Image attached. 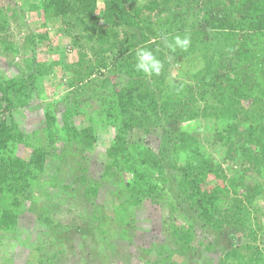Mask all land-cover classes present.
I'll use <instances>...</instances> for the list:
<instances>
[{"label": "trees", "instance_id": "obj_1", "mask_svg": "<svg viewBox=\"0 0 264 264\" xmlns=\"http://www.w3.org/2000/svg\"><path fill=\"white\" fill-rule=\"evenodd\" d=\"M136 1L41 0L43 16L56 26L54 37L74 44L80 57L60 64L65 88L59 101L40 99L42 70L59 60L42 61L36 30L28 28L25 48L10 38L14 25H27L26 11L15 0L0 4L2 50L23 57L15 74L0 68V234L17 231L27 209L38 210L25 205L33 187L47 176H63V188L86 204V222L109 233L102 253L107 262L109 253L119 252L134 208L150 199L171 203L185 222L173 223L172 248L157 243L146 264H185L172 258L195 249L198 225L227 236L218 264H264L256 253L264 255V208L257 206L264 198V0ZM177 36L190 38L187 49L175 46ZM139 49L160 60L158 75L136 70ZM196 57L202 65L189 81L169 80L174 64ZM39 102L46 139L21 119ZM200 119L205 125L197 133L192 124ZM137 130H159V150L135 139ZM105 131L112 138L103 177L119 180L114 235L99 210L103 183L89 176L85 163ZM20 145L29 148L26 157ZM214 146L221 160L210 153ZM230 159L240 168L230 167ZM248 177L251 185L240 192ZM58 204L41 219L52 229ZM56 242L50 239L49 247ZM215 244L205 250L214 251ZM49 247L31 246L27 264L58 263V250ZM91 259L84 264H94Z\"/></svg>", "mask_w": 264, "mask_h": 264}, {"label": "rangeland", "instance_id": "obj_2", "mask_svg": "<svg viewBox=\"0 0 264 264\" xmlns=\"http://www.w3.org/2000/svg\"><path fill=\"white\" fill-rule=\"evenodd\" d=\"M41 0H15L27 15V25H14L8 32V36L18 42L25 48L24 35L28 33V28L33 29L38 33L39 54L42 61L48 63L52 59L59 60V65L47 67L43 69V82L40 99L56 100L64 91L63 70L60 64L68 61L80 59L77 53V48L60 38L54 37L55 28L53 22L47 20L40 9ZM140 0L135 2V6L140 5ZM0 4L7 5L8 0H0ZM104 25H106L104 23ZM61 46V47H60ZM3 45H0V63L1 70L8 74L18 72L21 56L20 54H12L11 51L2 50ZM3 51V52H2ZM202 61L196 58L185 59L174 64L170 70V81H189L192 72L201 67ZM60 104V105H59ZM56 105L57 115L62 111L63 104ZM22 122L33 128L36 137L46 139L44 131L45 120L43 116V107L41 102L28 110L21 117ZM199 121V120H198ZM194 122V130L199 132L205 125V120ZM197 132V133H198ZM135 139L144 141L154 151L159 150L161 136L159 130L148 131L137 130L133 133ZM112 138L111 131L101 132L99 136L98 149L92 155L86 157L85 163L88 165L89 176L100 179L103 183V188L99 193V210L105 215L106 226L113 229L119 226V221L116 223L113 219V209L116 206L115 191L118 189L119 180L115 177H103L105 165L107 161L106 148L109 147ZM210 153L214 154L221 160V153H218L216 146L209 148ZM18 152L26 157L29 153V148L20 145ZM229 166L235 169L240 168V163H233L228 160ZM74 162L63 167L69 172L73 168ZM223 166L227 164L222 162ZM51 173V172H50ZM65 175V174H64ZM64 177H60L54 181L50 176L45 177L38 187H33L30 192V198L26 200V207L35 204L37 211L24 212L19 220V229L17 231L2 232L0 234V264H27L31 246H48V241L53 238L57 241L49 247L51 252L58 250L59 262L56 264H84L85 257H91L94 264H146L147 252L152 249L157 243H166L165 246L172 248L173 241L170 240L173 231V223L185 222V219L176 214L171 203L163 201L161 203L152 202L150 199L142 201L137 205L131 213L130 226L125 227L124 234L119 237L116 250L117 254L109 253L111 259L107 262L102 253L105 250V245L108 244L104 229L91 225L85 220V215L89 212H84L86 204L81 200L76 193L66 191L63 188ZM251 178L245 180L244 185L240 187V192L244 191L247 185H251ZM264 194V187H263ZM264 196V195H263ZM59 204L55 207L52 215L53 225L55 229L50 228L42 221V217L53 203ZM33 204V205H34ZM32 205V206H33ZM257 206L264 208V198L261 199ZM264 221V217H263ZM58 227V228H57ZM197 237L193 243L195 249L184 248L181 253H176L172 260L185 264H218L220 256L224 249L229 245L227 236H219L217 232L199 226L197 227ZM239 235H241L239 233ZM166 237L169 240H166ZM166 240V241H165ZM215 244V250L207 252L205 246L208 243ZM161 251L167 249L160 245ZM259 258H264L261 250L256 249ZM164 255V254H163ZM121 256L122 259H116ZM148 264V262H147Z\"/></svg>", "mask_w": 264, "mask_h": 264}, {"label": "clouds", "instance_id": "obj_3", "mask_svg": "<svg viewBox=\"0 0 264 264\" xmlns=\"http://www.w3.org/2000/svg\"><path fill=\"white\" fill-rule=\"evenodd\" d=\"M190 45V38L185 36L181 39L179 36L175 38V46H179L181 49H187ZM172 47V45H169ZM137 62L136 70L145 75L159 74L161 70V62L158 60L151 51L139 49L136 53Z\"/></svg>", "mask_w": 264, "mask_h": 264}]
</instances>
